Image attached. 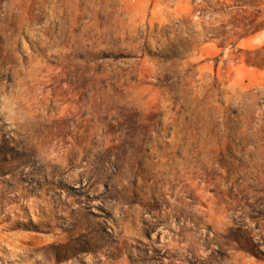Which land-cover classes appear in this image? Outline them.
Here are the masks:
<instances>
[{
	"label": "rangeland",
	"instance_id": "rangeland-1",
	"mask_svg": "<svg viewBox=\"0 0 264 264\" xmlns=\"http://www.w3.org/2000/svg\"><path fill=\"white\" fill-rule=\"evenodd\" d=\"M198 8L0 0V264H264V32Z\"/></svg>",
	"mask_w": 264,
	"mask_h": 264
},
{
	"label": "trees",
	"instance_id": "trees-1",
	"mask_svg": "<svg viewBox=\"0 0 264 264\" xmlns=\"http://www.w3.org/2000/svg\"><path fill=\"white\" fill-rule=\"evenodd\" d=\"M197 2L200 16L212 18L208 27H203L200 35L191 33L189 38L180 45L184 53H174L173 58L183 59L200 37L198 43L214 42L218 49L235 47L240 41L264 32V0H190ZM209 24V23H208ZM217 24L216 26H213ZM245 58L243 63L247 67L264 70V44L253 50H238ZM183 54V55H182ZM236 60H239L236 58Z\"/></svg>",
	"mask_w": 264,
	"mask_h": 264
}]
</instances>
